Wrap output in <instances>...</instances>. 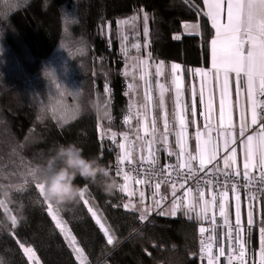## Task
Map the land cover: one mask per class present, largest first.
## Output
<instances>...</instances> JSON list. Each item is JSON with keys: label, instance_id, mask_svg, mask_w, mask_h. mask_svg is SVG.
<instances>
[{"label": "trees", "instance_id": "trees-1", "mask_svg": "<svg viewBox=\"0 0 264 264\" xmlns=\"http://www.w3.org/2000/svg\"><path fill=\"white\" fill-rule=\"evenodd\" d=\"M133 16L139 32L126 42H148L152 60L180 63L186 79V70L209 66L214 29L184 0H0V200L17 218L13 225L0 207V219L7 218L0 264H31L21 244L34 249L41 264H80L35 188L40 181L28 173L39 174L50 149L71 141L122 184L114 168L128 129L129 95L118 21ZM183 22L201 29L184 34ZM65 108L71 111L64 114ZM101 179L77 177L75 183L100 209L112 245L80 195L51 201L89 264H199L196 219L153 213L141 221L139 211L124 207L127 194L119 187L104 191ZM252 242L259 246V232Z\"/></svg>", "mask_w": 264, "mask_h": 264}, {"label": "snow or ice", "instance_id": "snow-or-ice-1", "mask_svg": "<svg viewBox=\"0 0 264 264\" xmlns=\"http://www.w3.org/2000/svg\"><path fill=\"white\" fill-rule=\"evenodd\" d=\"M186 5L195 12L196 15L206 18L211 23L212 29L215 30V35L211 38L208 45L210 50V57L212 68L215 70L217 79L223 75V83L221 86V98L219 105L220 112V130L218 136H223V149L224 155L218 159L220 155V145L214 141L211 135H204L197 131L195 139V152L198 155H193L191 152L187 153V162L178 163L176 165H170L176 171L178 177L187 181L194 182L193 187L198 193V202L203 201V206L197 212L196 206L189 203L185 206V213L191 212L193 215L190 219L203 218L208 220V212L212 205H216L219 208V215L224 218L225 225H229L228 213L226 210V197L231 191L236 201V213L235 223L232 224L227 232L229 239L233 241L232 254L228 257V264H249L248 257L252 254V250L248 247L249 240L251 238L252 226L254 224L253 213L250 210L247 214V232L248 235L242 237L241 231V219H240V188L248 189L250 192L249 200L255 199L256 192H264V0H202V6L197 3L196 0H184ZM144 35H148L147 21L149 19L147 13L144 14ZM130 19L136 20L137 17L133 16ZM118 23H128V21H118ZM183 28L189 35H196L201 29L200 23L183 22ZM174 39H180L179 35L173 37ZM126 39V37H125ZM134 48L140 47L139 45H133ZM150 56V54H149ZM143 63V61H141ZM164 62H159V65L155 69V75L157 77L167 75L171 78V85L174 86V93L172 102V119L174 121L173 127H176L178 122V130L174 132L175 144L179 147L180 151L176 153L178 157L185 155V135L187 128L190 124H194L196 116L197 95H199L200 103H203V88L199 93L194 89L191 93V104H187L181 101V93L183 88V81L181 79V65L177 63L171 64V69L168 73L161 70L160 65ZM191 71L193 75L199 74L201 77L207 76V72L201 68H195ZM234 74V77H233ZM232 77L234 82L239 88H244L248 98V107H246L244 114L240 118L238 130L233 124L231 112L225 110V97L228 94L229 79ZM144 76H141L143 79ZM133 85H129V89H133ZM159 102L156 107L164 110V127L167 133L168 116L169 113L166 109L165 94L172 91V88L166 87L164 84L159 85ZM109 89L106 87L105 92ZM151 99V97H148ZM211 97L209 98L208 109L211 111ZM75 110H78L75 109ZM71 109L65 108L64 114H67ZM139 115V113H138ZM191 117L192 119H189ZM111 119V117H109ZM130 117L126 116L125 120H129ZM205 119H208L205 116ZM143 131L145 134H151L153 139L155 138L156 118L151 121V130L147 123V117L144 118ZM239 141L243 148V169L237 167V149L236 145ZM152 140L146 141L148 145V156L141 157L139 161H136L132 157V153L129 150H125L123 155L119 157V163L132 166L133 171H136L139 175V169L136 165L144 166L145 159L147 160V174L150 177H159L164 175V167L159 165L158 156L154 155L151 150ZM162 145H167V135L164 136ZM125 145L121 144V148ZM160 149H157L159 151ZM173 153L169 151V156ZM102 158V157H101ZM198 159V165L196 161ZM223 161V171L220 169V161ZM184 171L181 172L180 170ZM254 170L259 171V175H256ZM204 173V175H200ZM123 175L125 183L118 187L122 192L128 191V182L133 177L129 171H125L122 168L117 169L116 175ZM29 177L33 180L39 181L38 170L33 169L28 173ZM209 177V178H206ZM221 177L223 178L221 180ZM241 179L244 181L241 184ZM141 181L137 180V183ZM28 181H25L27 184ZM208 187L211 185L213 194L211 200L204 199L205 192L200 191V185ZM254 185L255 191H252ZM182 188L183 184L180 185ZM20 187H23L21 185ZM160 183L155 184V188L159 189ZM174 187V186H173ZM41 195L43 196L49 211L51 212L53 204L49 199L45 197L44 186L41 182L35 184ZM222 188L223 191H216V189ZM86 187L80 188V197L83 198L86 191ZM193 189L189 188L191 192ZM131 195V193H129ZM7 195V193H5ZM175 195V193H173ZM143 197V193H141ZM85 203L88 201L85 200ZM4 206V201L0 200V207ZM124 207L140 212V220L148 221L151 214L150 210L144 207L136 208L135 204H125ZM181 207L180 204L173 203V207L170 210V214L175 215L177 210ZM251 208V204L249 205ZM91 212V208H89ZM145 213H148L147 215ZM93 216L96 213H92ZM157 214L163 215V209H157ZM11 223L16 225L17 218L12 216ZM53 219L57 221V227L64 230L63 222L53 214ZM213 220L215 217L212 218ZM211 222V221H210ZM97 223L100 224L105 236L107 237V243L112 245L114 243L113 235L110 234V226H105L97 219ZM201 233L206 230L204 227L199 229ZM70 237L69 243L74 247V251L77 254V259L80 264H89L87 257L84 255V250L78 246V242L75 236H72L70 230L68 236ZM20 247L24 253L27 254L29 260H35V251L29 246L21 244ZM202 252L207 253L208 264H215V260L218 258L212 254L211 248H202ZM225 255V249L220 248L218 256L223 257ZM259 264H264V220H261L259 227Z\"/></svg>", "mask_w": 264, "mask_h": 264}, {"label": "crops", "instance_id": "crops-1", "mask_svg": "<svg viewBox=\"0 0 264 264\" xmlns=\"http://www.w3.org/2000/svg\"><path fill=\"white\" fill-rule=\"evenodd\" d=\"M194 23V22H189ZM184 34H187V31L183 28ZM215 35V30L214 34ZM212 36V37H213ZM149 47V43H148ZM149 49L146 52V55H139L140 57L132 56L130 59L124 60V68L123 72L127 78V92L129 95V112L127 114L130 117L125 122L128 124V129L124 133L121 134V140L119 142L120 146V155L128 149L132 153V157L138 158L139 156L145 157L148 154V145L146 141L152 140L151 150L152 153L158 156L160 162L167 163H178L180 160L183 162H187V153L191 152L193 155H198L195 152L196 145V133L197 131L201 132L204 135H211L213 140L218 142L220 145V155H224L223 149V136H218L217 133L220 130V98H221V86L223 83V75L219 76L217 79L215 70L212 68L211 57L210 63L208 67L198 66L195 68L204 69L207 72V76L201 77L199 74L193 75L191 72V77L186 79L183 74L182 65L178 62H174L181 65V79L183 81V88L181 93V101L187 104H191L192 96L191 93L193 89L199 93L201 87L203 88V103H200L199 95H197V105H196V116L194 118V124H190L187 128L185 135V155L178 157L176 153L180 151L179 147L175 144V136L174 132L178 130V122L176 123V127H173L174 121L172 119L171 113L173 109V96L174 86L171 85V78L167 75L157 77L155 75V69L159 65L161 60H152L149 56ZM143 61V63H141ZM164 62V61H163ZM172 63L164 62L163 65H160L161 70L165 73H168L171 69ZM194 68V69H195ZM141 76H144L141 79ZM234 77V74H233ZM133 85V89H129V85ZM164 84L166 87L172 88V91L165 94V103L166 109L169 113L168 116V125H167V133L165 132L164 127V110L156 107L159 102V85ZM238 85L234 82V79L230 77L229 79V87L228 94L225 97V110L227 112H231L233 124L236 126L238 130V126L240 123V118L244 114L246 107H248V98L246 95V91L244 88H239V92L237 93ZM151 97V99H148ZM211 97V111L208 109L209 98ZM139 113V115H138ZM205 116L208 119H205ZM147 117V123L151 130V121L153 118H156V128L157 131L155 133V138L151 134H145L143 131V124L145 123L144 118ZM192 119L191 117H188ZM167 135V145H162V141L164 136ZM121 144L125 145L124 148H121ZM157 149H160L157 151ZM237 149V167L241 170L243 169V148L240 145L239 141L236 145ZM169 151L173 153L172 156H169ZM198 165V159L196 161ZM220 169L223 171V161H220L219 165ZM255 173L259 172L258 170H254ZM125 183L124 179L122 184ZM163 190L170 193L172 199L170 203L163 209V215H168L172 217H176L178 215H184L189 218L193 214L191 212L185 213V206L189 203L196 206L197 212L200 210V207L203 206V201L198 202V194L194 192H187V199L185 204H180L179 195H173V190L169 188L166 184L162 186ZM205 192L204 199L211 200V190L208 187H205L203 190ZM127 194V201L139 203L144 208L150 210L151 214L157 213V203L155 202V198L151 191L145 187L136 186L133 180L128 182V191L125 192ZM131 193V195L129 194ZM141 193H143V197H141ZM240 199V219L241 225H247V214L251 210L253 213V226L257 227L259 230L261 220H264V198L260 200V202H256L253 204L248 198L239 194ZM130 202V203H131ZM180 204L181 207L177 210L175 215L170 214V210L173 207V203ZM251 204V208L249 205ZM226 210L228 213L229 225H225L224 218L219 215V208L216 205H212L208 212V220L203 218L196 219L198 222V232L201 227L205 228V234L215 240V242L221 245L224 249L232 248L233 241L228 238L227 232L229 227L235 223V213H236V201L233 193L226 198ZM50 213V212H49ZM148 214V213H147ZM150 214V215H151ZM51 215V214H50ZM53 218V216L51 215ZM215 217L213 220L212 218ZM195 219V218H194ZM54 220V219H53ZM55 221V220H54ZM211 221V222H210ZM56 223V222H55ZM247 234V231H241L240 235L243 236ZM67 243H69L67 241ZM70 245V244H69ZM75 246H71L70 248L73 251L75 257L76 252L74 251ZM36 255V254H35ZM86 256V254H84ZM87 257V256H86ZM78 260V259H77ZM88 260V259H87ZM80 263V261L78 260ZM223 264H228V262L224 261Z\"/></svg>", "mask_w": 264, "mask_h": 264}, {"label": "clouds", "instance_id": "clouds-1", "mask_svg": "<svg viewBox=\"0 0 264 264\" xmlns=\"http://www.w3.org/2000/svg\"><path fill=\"white\" fill-rule=\"evenodd\" d=\"M50 152L39 170V181L50 201L63 203L77 199L80 193V186L75 183L77 177L92 182L102 177L100 185L106 192L118 187L115 177L109 175L100 161L96 157H86L75 142L57 143ZM6 219H0V228L6 226Z\"/></svg>", "mask_w": 264, "mask_h": 264}, {"label": "built area", "instance_id": "built-area-1", "mask_svg": "<svg viewBox=\"0 0 264 264\" xmlns=\"http://www.w3.org/2000/svg\"><path fill=\"white\" fill-rule=\"evenodd\" d=\"M261 99H264V97H261ZM125 117H124V120H125ZM126 150H128V149H126ZM123 153L119 157H121L123 155ZM147 156H148V154L145 156V158ZM140 158H141V156H139L138 158L133 157V159L136 161H139ZM178 163H183V160H180ZM178 163L171 164V163L159 161V165L161 167H164V175H161L159 177H150L147 174V160L146 159L144 161L143 167H141L139 164L136 165V168L139 169V173H140L139 175H137L136 171L131 170L132 166L128 165L127 162H125L124 164H120L119 160L117 161L114 170H115V172H117V169L119 166V168H122L125 171H129L130 175L133 177L132 180L135 181L137 186L148 188L151 191V193L153 194V196L155 198V202L157 203L158 209L159 208L164 209L170 203V201L172 199L170 193L163 190L162 186L164 184L169 186V188L173 190V193H175V195H179L180 204H185L186 199H187V192H188L189 188L193 189L191 192L198 194L196 189L193 187L194 182H192V181L186 182L182 178V176L178 177L176 175V171L173 168L166 167V166H170V165H176ZM180 171L183 172L184 170L181 169ZM200 175H204V173H200ZM256 175H259V172H257ZM119 176L121 178H123L122 174ZM206 178H209V177H206ZM222 179L223 178L221 177V180ZM137 180H139L141 182L137 183ZM156 183H160L161 187L159 189L155 188ZM243 183H244V181L241 179V184H243ZM181 184L184 185L183 188L180 186ZM256 187H260V186L254 185V187L252 188V191H255ZM204 188H205V186L203 184L200 185V191L203 190ZM209 188L211 190V194H213V189H212L211 185H209ZM216 191H223V189L219 188V189H216ZM231 193L232 192L229 191V194L226 198H228ZM239 194L245 195L249 200L250 192L248 189L240 188ZM262 198H264V192H256L255 193V199L251 200V202H253V204L256 202H260V200ZM241 228L244 229L245 231H247L246 230L247 225L246 226L241 225ZM254 232H259V230H257V227L252 226L251 238L249 240V245H248V247L252 250V254H250L249 257L247 258L249 261V264H259V246H255L254 243L252 242V236H253ZM247 235H248V232L246 235H244V232H243L242 237L247 236ZM202 248H205V249L211 248L212 254L214 256L218 257L215 260V264H223L224 261L228 262V257L232 254V248H229V249H225V255L223 257H219L218 256L219 249L223 248V247L221 245L217 244L215 242V240L209 238L205 233H201L199 231L198 232L197 259H198L199 264H208L207 253L202 252Z\"/></svg>", "mask_w": 264, "mask_h": 264}, {"label": "rangeland", "instance_id": "rangeland-1", "mask_svg": "<svg viewBox=\"0 0 264 264\" xmlns=\"http://www.w3.org/2000/svg\"><path fill=\"white\" fill-rule=\"evenodd\" d=\"M137 17V16H136ZM119 21H128V23H118L119 27H120V34L122 36V54H123V57H124V60L125 59H130L132 58V56H135V57H140L139 55H146V52L148 51V42L146 43H141L139 41V39H135L131 44L129 42H126L129 34L131 33V35H135L138 34V28H139V18L137 17L136 20H132L130 18L128 19H120ZM126 37V39H125ZM133 45H139L140 47L138 48H134ZM129 122V120H128ZM103 128H101L102 130ZM134 181V180H133ZM135 183V181H134ZM136 184V183H135ZM137 186V185H136ZM83 199L84 201L87 200L88 202L86 203L87 204V207L88 208H91V214L94 212L96 213L94 217V219L96 220L97 222V219L100 220V223L101 224H104L105 226H108L104 216L102 215L100 209L97 207V205L95 204L94 201H91L89 199V197L87 196L86 194V191L84 193V196H83ZM4 201V200H3ZM131 201H128L126 204H135L136 205V208H141L143 207L142 205H140L139 203H135V202H131ZM53 204V203H52ZM3 208L8 212V215L9 217L11 218L12 216H14L11 211L9 210L6 202L4 201V206ZM131 208V207H129ZM48 211H49V208H48ZM50 212V211H49ZM50 214L53 216L56 215L62 222H63V225H64V230L62 231L61 228H59V230L61 231V233L63 234L64 238L66 241L69 242L70 240V237L66 238L68 236V232L70 230L68 224L66 223V221L59 215V211L57 209V207L53 204V208L50 212ZM147 215V213H145ZM93 215V214H92ZM56 222V225H57V221L55 220ZM100 226V224H98ZM101 228V227H100ZM103 231V230H102ZM70 233L72 236H74V234L72 233V231L70 230ZM112 234V233H110ZM70 243H68L69 245ZM70 246V245H69ZM72 246V245H71ZM79 246V245H78ZM73 247V246H72ZM80 247V246H79ZM81 248V247H80ZM85 254V252H84ZM27 256V254H26ZM77 256V254H76ZM36 259L35 260H29L31 264H41V262L38 260L37 256L35 255ZM28 258V257H27Z\"/></svg>", "mask_w": 264, "mask_h": 264}]
</instances>
